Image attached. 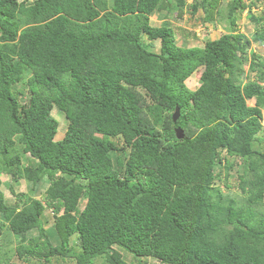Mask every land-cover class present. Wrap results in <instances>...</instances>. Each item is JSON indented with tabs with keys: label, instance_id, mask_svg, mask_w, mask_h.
<instances>
[{
	"label": "trees",
	"instance_id": "trees-1",
	"mask_svg": "<svg viewBox=\"0 0 264 264\" xmlns=\"http://www.w3.org/2000/svg\"><path fill=\"white\" fill-rule=\"evenodd\" d=\"M187 1L0 0V176L47 185L45 205L18 206L0 180V264H264V61L251 53L246 79L242 65L264 16L248 15L250 40L236 32L264 0H229L225 16L221 0ZM163 12L226 18L230 33L178 46L151 23Z\"/></svg>",
	"mask_w": 264,
	"mask_h": 264
},
{
	"label": "rangeland",
	"instance_id": "rangeland-1",
	"mask_svg": "<svg viewBox=\"0 0 264 264\" xmlns=\"http://www.w3.org/2000/svg\"><path fill=\"white\" fill-rule=\"evenodd\" d=\"M254 1V0H251ZM188 4H191L192 0L187 1ZM229 2V0H221V7L220 11L222 12L223 16H225V7L226 4ZM250 0H247V3H249ZM251 9H246L243 14L240 16H237L236 19V32L242 33L244 36H246L247 39L250 40L252 35L254 34V31L256 30V26L250 22L248 19L249 14H253L254 16H264V1H256L255 5L253 7H250ZM165 15V12L162 14L156 13L152 14L150 16L151 23L154 26H162L166 24L168 27L172 28L174 31V38H175V44L178 46H184V47H199L203 48L204 44L208 40L217 39L220 36L224 34H228L229 32V24L226 18L222 20V22H210V23H202L200 21V17L202 16L200 12H198L195 16H191L188 12H184L183 17L181 19H175V18H163ZM155 51L157 50V43L155 44ZM246 54L243 57L245 59L243 61V78L246 79V75L253 76V73L248 72L249 62H250V54L255 53L259 56V58L264 61V45L260 43L252 42L250 43L246 48ZM244 79V80H245ZM186 87L189 90H195L198 87V81L194 77V75H191L188 80L185 82ZM52 116L57 120L59 124V131L56 135V140H59L62 138L66 122L63 117V115L57 111L54 110L52 112ZM262 125L264 126V113H262ZM176 138L181 134L180 132L176 131ZM264 140V131L259 135ZM264 146V143L262 144ZM116 158V156H114ZM223 177V173L221 172V178ZM10 177L6 174H3L0 176V180L2 183L1 191L4 193V196L6 200L11 202H16L19 206V204H22L25 199L29 196H33L37 200L42 201V203L45 205V199H44V191L47 185L45 183H41L35 190V192L31 191L30 188L23 182L13 183L11 180H9ZM229 184H230V193L238 198L240 195V192L237 190V175L233 172H230L229 174ZM81 183H85V181H80ZM221 187V193L226 194L228 191L226 190L223 183H220ZM12 188L13 195L9 188ZM264 195V194H263ZM239 199V198H238ZM262 209L264 210V204ZM44 218L46 220V224L44 225L46 234L52 241V243L56 244V237L54 235V228L52 225V216L50 209L46 208L44 212ZM13 241L12 236L10 233L6 230L3 231L2 237H1V245L2 247L8 248V255L10 256V261L12 263L19 262L21 263V260H18L17 255L14 253V244L11 243L8 245V242ZM124 259L126 260L127 264H135L133 263L132 258L128 256H124ZM147 264H160L157 261H154L152 259H147ZM36 264V263H33ZM64 264V263H60ZM94 264H106V262L103 259H97Z\"/></svg>",
	"mask_w": 264,
	"mask_h": 264
},
{
	"label": "water",
	"instance_id": "water-1",
	"mask_svg": "<svg viewBox=\"0 0 264 264\" xmlns=\"http://www.w3.org/2000/svg\"><path fill=\"white\" fill-rule=\"evenodd\" d=\"M179 115H180L179 110H178V108H176L174 113L172 114L173 121H176L179 118ZM177 132H179V131H177ZM177 138H181V134Z\"/></svg>",
	"mask_w": 264,
	"mask_h": 264
},
{
	"label": "clouds",
	"instance_id": "clouds-1",
	"mask_svg": "<svg viewBox=\"0 0 264 264\" xmlns=\"http://www.w3.org/2000/svg\"><path fill=\"white\" fill-rule=\"evenodd\" d=\"M262 113H264V112H262ZM180 132V131H179ZM180 139V138H179Z\"/></svg>",
	"mask_w": 264,
	"mask_h": 264
}]
</instances>
